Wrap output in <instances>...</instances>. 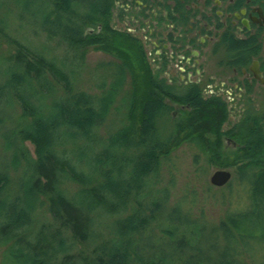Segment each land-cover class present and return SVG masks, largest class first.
<instances>
[{
  "label": "trees",
  "instance_id": "1",
  "mask_svg": "<svg viewBox=\"0 0 264 264\" xmlns=\"http://www.w3.org/2000/svg\"><path fill=\"white\" fill-rule=\"evenodd\" d=\"M45 1L39 29L66 43L62 66L0 17V264H264V130L241 127L230 149L209 142L206 134L219 131L206 121L180 128L166 101L171 88L143 43L112 26L113 0ZM89 48L115 58L93 75L109 94L100 100V91L79 86ZM193 101L197 118L222 115ZM113 105L122 126L106 143L99 128ZM183 141L197 148V172L205 169L199 157L233 167L229 202L235 178L242 207L209 221L194 211L195 186L170 202V156Z\"/></svg>",
  "mask_w": 264,
  "mask_h": 264
},
{
  "label": "flooded vegetation",
  "instance_id": "2",
  "mask_svg": "<svg viewBox=\"0 0 264 264\" xmlns=\"http://www.w3.org/2000/svg\"><path fill=\"white\" fill-rule=\"evenodd\" d=\"M111 9L112 26L139 38L149 49L146 55L154 53L157 77L171 88L166 101L178 122H208L219 136L208 133L207 139L230 149L240 144L235 132L241 127L264 130V110L251 105L257 86L264 87V0H113ZM234 38L252 41L230 42ZM254 61L256 74L250 69ZM193 99L222 115L195 117ZM234 107L238 115L229 121Z\"/></svg>",
  "mask_w": 264,
  "mask_h": 264
},
{
  "label": "rangeland",
  "instance_id": "3",
  "mask_svg": "<svg viewBox=\"0 0 264 264\" xmlns=\"http://www.w3.org/2000/svg\"><path fill=\"white\" fill-rule=\"evenodd\" d=\"M16 10L23 14L24 18L17 17L15 15ZM48 12V5L45 0H0V17H4L7 26L14 33L16 37L25 42L26 44H30V46L34 47L36 50H43V52L49 57H56L58 65H61L60 59H65L66 54L69 52V48L66 43L61 39L60 36L55 35L54 37H50L46 34V31L39 29V24L44 22L46 17V13ZM25 20V21H23ZM137 34H141V30H136ZM141 41V40H140ZM8 46L7 43L3 44V48ZM146 52L149 50L147 45L144 46ZM154 53L152 52L150 55L146 56V59L149 61L152 67L156 69L155 61L153 60ZM115 58L100 50L89 48L86 53V58L84 61V65L82 64V72L81 82L79 86L89 90L90 92H99L96 93L98 99L102 97L109 96L107 92H102V90H97L94 85L93 75H95L96 71H100V63L107 60H114ZM135 61V59H134ZM137 65V62H135ZM64 68V67H63ZM171 68H175L172 66ZM65 69V68H64ZM139 73V71H138ZM137 73V75H138ZM129 81V77L127 78ZM138 90L137 96L141 97L143 94V85L141 82V78H137ZM206 84V85H205ZM209 85L215 83H208ZM207 83H200V85H208ZM218 85V83H216ZM129 82L125 85L126 89H129ZM107 98V97H106ZM244 99L239 101L240 106H244ZM117 103V102H116ZM252 108L254 111H263L264 110V87L257 86L256 95L253 96L252 99ZM114 105L109 113V115L105 116L103 119V124H101L99 128V132L103 136V141L106 143L112 139V137L117 133L118 129L122 126L120 122H118L119 113L113 110ZM239 109L235 107L232 110L229 121H234L237 117ZM180 128H184L185 123L179 122ZM208 136V134H207ZM210 138V139H209ZM209 142L212 140L211 137H208ZM26 144L33 151V145L29 141H26ZM100 144V142L98 143ZM198 152L197 148L191 144H188L187 141H183L181 144L176 146L174 150L171 152L170 156V164H172V175H173V186L170 188V202L175 201L179 196L184 194L187 191V194L191 193V190L188 189L190 186H195L198 191V198L196 201L197 205L195 206L194 211L199 212L202 211L207 216V219L212 222H216L221 218L224 214L225 210L229 208H240L242 207L241 203H244L245 193L239 187V181L235 178L232 180V186L237 188V192L234 193L233 199L229 202V193L226 185L217 187L210 184L208 177L212 170L216 168H221L220 166H208L205 161L201 157L200 163L204 164L205 169L202 172H197L195 169L197 166L194 161V154ZM198 162V161H197ZM232 172H234L233 167H228ZM162 172L165 174V177L162 183H169L170 178L165 166L162 169ZM233 176V175H232ZM188 189V190H187Z\"/></svg>",
  "mask_w": 264,
  "mask_h": 264
},
{
  "label": "water",
  "instance_id": "4",
  "mask_svg": "<svg viewBox=\"0 0 264 264\" xmlns=\"http://www.w3.org/2000/svg\"><path fill=\"white\" fill-rule=\"evenodd\" d=\"M256 62L254 61L253 65L250 66V69L256 74L257 67L254 65ZM232 171L228 167L216 168L211 171L209 174V182L214 186H223L231 179Z\"/></svg>",
  "mask_w": 264,
  "mask_h": 264
}]
</instances>
